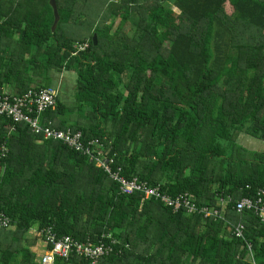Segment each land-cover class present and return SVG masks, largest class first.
<instances>
[{
  "label": "trees",
  "instance_id": "trees-1",
  "mask_svg": "<svg viewBox=\"0 0 264 264\" xmlns=\"http://www.w3.org/2000/svg\"><path fill=\"white\" fill-rule=\"evenodd\" d=\"M56 2L52 32L50 0H0V86L23 94L76 74L74 102L60 94L42 124L98 139L122 177L189 194L226 221L121 195L89 157L0 117V214L13 228L0 231V264H41L27 239L35 227L130 245L99 264H264V224L236 212L264 187V153L237 143L264 141V0ZM241 220L252 257L227 223Z\"/></svg>",
  "mask_w": 264,
  "mask_h": 264
},
{
  "label": "built area",
  "instance_id": "built-area-1",
  "mask_svg": "<svg viewBox=\"0 0 264 264\" xmlns=\"http://www.w3.org/2000/svg\"><path fill=\"white\" fill-rule=\"evenodd\" d=\"M87 46V42L76 43L73 46L74 53L85 51ZM57 89L53 87L41 90L29 89L23 94H16L0 86V117H7L17 123L28 125L34 134L42 135L45 140L60 141L71 150L89 157L91 162L106 171L119 184L121 195L133 196L141 193L146 199H153L168 207L172 213L184 211L187 215H201L204 219L225 220L224 214L219 211L198 208L195 198L189 194L171 197L163 192L160 185H152L147 180L141 181L137 177L132 179L122 177L120 168L113 170L111 165L113 160L105 156L103 144L98 139L90 140L88 144H85L81 131L61 130L56 128L51 121L42 124L41 118L44 114L56 108L57 98L60 95ZM0 150L4 156L7 155L6 146L0 147ZM221 202L224 203L223 200ZM229 203H232L230 199ZM236 212L240 216L251 213L260 223L264 224V187L257 189L255 198L243 199L238 204ZM227 223L232 227L233 235L245 242L252 257L253 246L246 239L245 222L241 220L237 223L228 221ZM10 227V218L5 214H0V231ZM36 235L46 246L45 251L39 256L41 264H55L57 259L66 261L70 255H75L91 264H99L103 259L115 254L121 255L130 248V245L119 242L112 235L99 236L95 243L90 241L79 243L69 236L59 237L53 227L37 231Z\"/></svg>",
  "mask_w": 264,
  "mask_h": 264
},
{
  "label": "rangeland",
  "instance_id": "rangeland-1",
  "mask_svg": "<svg viewBox=\"0 0 264 264\" xmlns=\"http://www.w3.org/2000/svg\"><path fill=\"white\" fill-rule=\"evenodd\" d=\"M83 29L80 27L76 32L83 33ZM76 74L70 73V72H63L61 74H54L53 75V88H58L57 90L60 91V98L63 102L66 104H72L74 102V89L76 86ZM243 139L253 141V144H249L247 142H244ZM243 142V143H242ZM237 143L241 146H244L246 149L253 150V151H258V152H263L264 153V141L262 140H257L255 138H252L251 136H247L246 134H240L237 138ZM227 145V143H224ZM10 229H13L10 227ZM37 232V228L35 227L32 229ZM39 238V237H38ZM27 239H36L33 235L28 234ZM41 241L42 239L39 238ZM40 242V241H39ZM44 248V244L41 243V248H39V251ZM40 252H38L39 254Z\"/></svg>",
  "mask_w": 264,
  "mask_h": 264
},
{
  "label": "crops",
  "instance_id": "crops-1",
  "mask_svg": "<svg viewBox=\"0 0 264 264\" xmlns=\"http://www.w3.org/2000/svg\"><path fill=\"white\" fill-rule=\"evenodd\" d=\"M247 136H248V135H247ZM252 138H253V137H252ZM255 139H256V138H255ZM257 140H259V139H257ZM243 141H244V142H247V143H249V144H253V141H250V140L243 139ZM242 143H243V142H242ZM243 147H244V146H243ZM251 151H253V150H251ZM9 229H10V228H9ZM29 234L33 235L34 237H37V235H36V231H34V230H31V231L29 232ZM39 241H40V242H39ZM29 242L32 243L31 250H32L34 253L37 254V257H39L40 254H42V253L45 251V249H46L45 244H44L40 239H39L37 242H35V243H34L33 239H29ZM41 243L44 244V248H43L42 250L39 251V248H41ZM38 252H40V253L38 254Z\"/></svg>",
  "mask_w": 264,
  "mask_h": 264
},
{
  "label": "water",
  "instance_id": "water-1",
  "mask_svg": "<svg viewBox=\"0 0 264 264\" xmlns=\"http://www.w3.org/2000/svg\"><path fill=\"white\" fill-rule=\"evenodd\" d=\"M50 5L53 8V12H54V23H53V26H52V32H55L57 27H58V24L60 22L61 17H60V14H59L58 5H57L56 0H50ZM93 43H94V45H96V37H95V35L93 36Z\"/></svg>",
  "mask_w": 264,
  "mask_h": 264
}]
</instances>
